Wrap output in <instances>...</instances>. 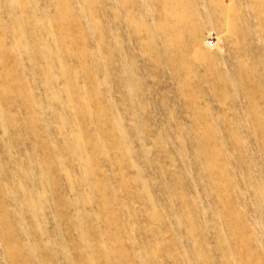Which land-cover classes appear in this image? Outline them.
<instances>
[{"label": "rangeland", "instance_id": "obj_1", "mask_svg": "<svg viewBox=\"0 0 264 264\" xmlns=\"http://www.w3.org/2000/svg\"><path fill=\"white\" fill-rule=\"evenodd\" d=\"M0 264H264V0H0Z\"/></svg>", "mask_w": 264, "mask_h": 264}]
</instances>
